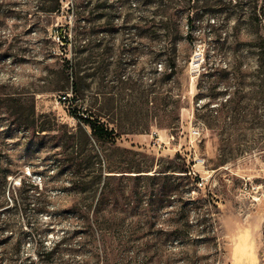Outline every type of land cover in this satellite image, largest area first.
Segmentation results:
<instances>
[{
	"label": "rangeland",
	"instance_id": "374dc122",
	"mask_svg": "<svg viewBox=\"0 0 264 264\" xmlns=\"http://www.w3.org/2000/svg\"><path fill=\"white\" fill-rule=\"evenodd\" d=\"M149 1L60 0L53 12L57 0H0V264H264V17L255 14L264 0L252 1L256 11L199 0L196 40H182L170 77L151 55ZM77 16L102 46L99 69L81 72L91 74L81 92L98 96L102 122L118 135L117 149L95 150L103 173H120L88 187L71 183L62 143L80 103L62 90L58 36ZM156 79L158 106L149 102ZM32 111L38 130L26 128ZM185 160L190 178L180 177ZM98 162L85 172L98 173ZM139 165L154 177L121 173Z\"/></svg>",
	"mask_w": 264,
	"mask_h": 264
},
{
	"label": "trees",
	"instance_id": "16d2710c",
	"mask_svg": "<svg viewBox=\"0 0 264 264\" xmlns=\"http://www.w3.org/2000/svg\"><path fill=\"white\" fill-rule=\"evenodd\" d=\"M199 0H150L149 4L155 5V8L152 12L151 24L147 30V37L150 40L151 46V55L154 59L162 58L166 61V67L163 71L164 76L170 77L178 74V61H179V47L182 40L186 42H190L191 44L196 40V29L198 25L201 23V19L198 16L197 12H195V5ZM235 1L234 8L241 9L243 7H247L248 9H254L257 6H252L254 0H232ZM181 2L182 6H189L188 14H184L183 11L180 15L174 12V6L178 5ZM194 3V6L191 4ZM248 3V4H247ZM57 8L52 10L53 12H60L62 5L60 0H57ZM248 5V6H246ZM179 6V5H178ZM263 5L261 6V10L254 11L255 14L259 17H264ZM90 16V12L88 13V17ZM264 19V18H263ZM186 20V28L187 33L183 32V21ZM260 20V19H259ZM77 25L69 30V33L66 35L63 34V30L60 31V35L58 36V40H61L63 43V53L65 54V58H63V72L66 76V86L62 88L63 91L67 89V87L71 88V95L74 97L75 102H79L76 107L78 112H71V117H73L77 122V129L75 132L68 134L67 140H62L63 146V154L66 157L71 158V164L68 166L70 170H72L73 178L71 183L74 185L85 186L88 187L90 185H94L97 180L102 182L103 176L105 180H112L113 177H116V170H111V168L105 167V173L102 172V164L99 158L97 151L95 150V145L100 146L101 148H113L117 149L116 140L118 138L115 130L108 128L101 120L103 117L102 114H99L97 110L98 105V96L94 95L90 99H86L84 93L81 92V85L84 78L90 76L88 74L86 76L81 75V72L88 73L89 70L94 69L96 72L99 67L97 63L99 62V58L102 55L100 52L102 46L98 44L96 41V37L98 36V32L93 26H89L91 21H86L83 26H81V19L77 16ZM109 19L107 20V22ZM128 21H126L127 23ZM261 22V21H260ZM264 20L261 22L263 23ZM139 27H137V31ZM159 41H163L164 45L160 49H156V44ZM259 50V79L260 84L258 85L262 91L264 92V37H261L260 43L258 44ZM73 52L75 55L73 56ZM70 53V56L66 54ZM159 80L156 79L150 85V93L152 94V98L149 101L155 106H158L161 103L160 95L162 94L159 87ZM123 83V82H122ZM125 84H128L125 82ZM198 89L201 87L198 85ZM7 100L10 102L20 103L21 99L13 97L11 94L7 95ZM163 101V100H162ZM224 101V100H223ZM227 101L222 102L221 105L217 106L218 109L214 110L217 112V118H222L225 114V108L227 106ZM215 107V108H217ZM37 116L34 111H32V120H28L26 125L29 130L35 129L38 130L41 128V125L37 122ZM45 131V130H43ZM96 158L99 162L100 171L94 174H87L86 169H90L91 166L89 164V160H94ZM88 163V165L83 164L84 162ZM96 164V163H95ZM85 165V166H84ZM142 166H138V168L132 166L130 168H126L121 173H135L142 174L147 173L145 177H154L151 176L152 171H143ZM109 170V171H108ZM173 172V171H163L164 174ZM183 175L180 177H191L192 170L190 166L187 165L186 160L180 171ZM98 174V176H97ZM143 175L139 176L142 177ZM167 176V175H166ZM8 175H6L7 179ZM198 181V178L196 179ZM22 184V182H20ZM31 185V184H30ZM101 201V206H102ZM108 223H110V219L106 220L102 223V230L105 234H109L110 228L108 227Z\"/></svg>",
	"mask_w": 264,
	"mask_h": 264
},
{
	"label": "built area",
	"instance_id": "2783aa9c",
	"mask_svg": "<svg viewBox=\"0 0 264 264\" xmlns=\"http://www.w3.org/2000/svg\"><path fill=\"white\" fill-rule=\"evenodd\" d=\"M63 102L66 104V102H67V97L66 96L63 98Z\"/></svg>",
	"mask_w": 264,
	"mask_h": 264
}]
</instances>
